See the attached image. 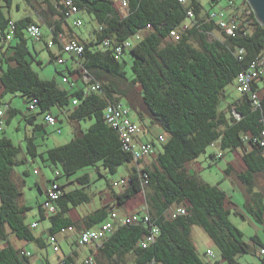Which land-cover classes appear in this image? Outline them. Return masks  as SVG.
Here are the masks:
<instances>
[{
	"label": "trees",
	"instance_id": "obj_1",
	"mask_svg": "<svg viewBox=\"0 0 264 264\" xmlns=\"http://www.w3.org/2000/svg\"><path fill=\"white\" fill-rule=\"evenodd\" d=\"M45 1L59 17L53 24H44L53 26V31L58 34L60 24L69 18L66 0ZM74 1L80 11H88L97 22L95 39L82 40L84 53L74 58L82 61L84 67L102 82V91L87 90V82L77 65L75 70L67 64L66 70L59 71L66 87L59 86L55 79L41 78L33 68L34 58H30L29 26L35 19L30 15L14 19L11 14L14 0H0V104L4 105L5 94L19 93L27 97L25 118L28 122L36 118V110L47 113L54 106L65 110L72 121L93 120L88 128L76 131L69 142L43 153L38 152V139L26 134L28 156L34 159L40 155L55 173L60 170V174L66 175L90 166L99 168V164L116 172L120 165L134 162L132 152L124 149L119 133L105 119L109 103L123 97L139 108L141 117L146 115L151 124L160 125L166 139L159 141L160 134L153 137L156 149L150 162L145 164V158L139 161L145 166L147 183L133 165L129 174L131 181L126 187L117 189L112 183L108 184L114 203L95 209L83 221L75 220L70 213L73 207L92 200V195L85 190L91 183L89 173L77 177L81 184L79 188L64 190L61 184L63 193L58 200V211L47 215L40 205L41 219L50 221V234L99 225L108 219L113 208L129 204L143 192L151 222L159 227L156 241L148 247L140 243L148 232V224L118 226L95 254V264H104L101 257L107 259V264H213L210 259L200 256L194 243V226L204 229L227 264H242L237 258L241 254H259L258 246L264 245L257 236L247 240L245 233L230 219L233 201L226 191L188 169V163L206 153L216 141H220L222 150L237 153L239 166L243 168L229 161L226 172L236 171L251 195L252 203L244 205L246 212L264 226V193L257 189V175L264 173V147L258 141L264 129V121H261L264 118V85L256 84L260 106L254 105L249 94L237 91V97L227 106H221L227 87L232 83L236 86L238 73L258 59L264 49V25L248 1L229 0V3H239L236 9L247 6L252 12L248 19L242 18L234 36L220 31L217 38L209 35V31L217 30L218 25L215 21H207L208 11L203 12L201 0H187V4L180 0H129L130 12L126 16L112 0ZM214 1L219 3L221 0ZM189 8L195 13L196 23L184 29L182 25L188 19ZM12 20L16 29L13 38L7 39ZM148 24L152 28L147 29ZM173 29H180L178 41L168 39ZM137 33H142L143 37L128 49L132 55L130 79L122 58H116L114 49L104 47L102 42L109 39L115 46ZM96 43H101L103 48L93 49ZM46 44L48 46V42ZM72 74L78 80L74 81ZM64 77L69 82H64ZM122 80L131 83L124 86ZM79 82L81 85L75 86ZM136 85L141 90L143 108L136 99L133 89ZM34 97L39 103L35 110H30L28 105ZM75 99L77 104L73 103ZM8 105L7 123L20 112L11 106V101ZM38 126L36 130L43 128V124ZM21 152V146L10 137H0V239L6 242L0 249V264H31L24 249L9 241L7 228L20 239L34 240L45 246L33 232L31 223L26 222L31 207L22 203L23 190L14 177L15 165L27 161L19 158ZM180 205L187 207L188 214L171 217L170 210Z\"/></svg>",
	"mask_w": 264,
	"mask_h": 264
},
{
	"label": "rangeland",
	"instance_id": "obj_2",
	"mask_svg": "<svg viewBox=\"0 0 264 264\" xmlns=\"http://www.w3.org/2000/svg\"><path fill=\"white\" fill-rule=\"evenodd\" d=\"M242 2V0H236ZM203 4V12H206L211 9L216 4L214 0H201ZM229 0H221L217 5L219 7H228ZM19 4L20 6H17ZM230 7V6H229ZM12 17L14 19H19L25 16H32L34 19L37 17H41L42 20L40 23L42 24L43 30V38H49L48 35V27L45 26L44 22L51 23L56 19V14L49 9V5L45 0H33L32 4H30L27 0H14V4L12 5ZM39 15V16H38ZM75 19H81L83 21L81 26L75 25ZM68 23L73 27V31L76 35L84 38V41L90 42V40L95 39L94 30L97 27V22L93 18V15L86 10H81L74 16H70L68 18ZM49 33V34H48ZM141 37H143L141 33ZM40 39L37 41H33L30 37V48L32 54L30 58H35L33 61V68L39 73L40 77L43 79H55L59 86L66 87L67 84L62 82V76L59 73L60 70H63L65 64H59L56 59L52 58V54L46 46L45 39ZM130 39L136 44L139 40H136L135 37H130ZM93 49H101L103 48L101 43H96L92 47ZM53 52H60L59 46L57 44L52 48ZM37 60H40L39 63ZM123 68L127 71L128 77L132 78V55L130 50L122 57ZM75 77V74H72ZM124 86L129 85L130 81L122 80ZM131 83V82H130ZM134 91L136 94V99H138L140 106L143 108L144 104L141 100L139 91L140 88L138 85L134 86ZM230 91L231 94H237L235 89V83L229 85L226 89ZM2 94V87L0 82V95ZM122 100L129 106L131 118L136 120L137 123L144 129L145 126L149 125L146 119V115L141 117L139 108L133 107L130 105L128 99L123 97ZM12 101V106L18 108L20 112L16 113L14 117L11 119L9 123L4 121L3 129H0V137L8 136L10 137L15 144L22 145V154L20 155L23 158L26 157V134L28 135H36L38 139V152L43 153L47 149L55 146H59L69 142L74 137V129L75 125L68 118V116L64 113L65 110L58 106H54L51 108V112L57 115V124L51 125L46 124L43 128L37 129L36 131L32 129L33 125L30 124L25 115L28 113L27 109V97L22 96L19 93H8L3 96V103L6 105ZM139 106V107H140ZM36 115L38 116V120L41 122L44 121L43 112L39 110L36 111ZM45 122V121H44ZM93 123V120H83L82 125L83 128H88ZM152 132L148 130L146 133L148 134V138L155 137L160 132H162V127L158 124H152ZM19 127V128H18ZM163 134H165L163 132ZM145 136V133L143 134ZM146 137V136H145ZM158 141V140H157ZM213 150H217L216 143L212 144L208 147L207 152L197 157L198 164L193 166L192 162L188 163V169L191 171L195 170L201 178H203L206 182L211 184H220L230 195H233V199L235 202L240 203L239 199L243 198V192H239L237 183L243 184L240 179L237 177L236 173L228 174L226 172V168L228 167V162L232 160L230 153L227 152L224 157H216L213 158L209 155V152ZM233 154V153H232ZM237 154V153H236ZM28 160L23 163H18L14 167V177L17 181L19 187L23 190L22 194V203L30 206L31 208L27 212L26 222L31 223L33 221H38V226L33 229V232L36 235L43 236L46 245L42 246L37 241H28L25 239L18 238L10 228H7V234L9 241L18 248L29 249L33 254L32 259L36 258V256L41 254H49L51 257H55L62 251V247L67 250L65 242L62 243V247L60 251H55L54 246L50 241V234L48 232V226L50 225L49 219H41L40 216V205L46 198V193L42 190V188H46L48 181L47 179H52L55 177V170L48 165L47 161H43L42 157L39 155L34 159L31 156H28ZM150 156L145 157V164L150 162ZM237 162V160H236ZM134 165V162H126L120 165L116 172H111L106 169L104 166L99 164V168L90 166L78 171H75L69 175L60 174L57 177V180L62 183L63 189H76L81 186L77 177L83 175L84 173H89L91 176V183L88 186H85V190L92 195V202L88 204L84 203V205H88V207H95V203H97L100 199L98 193L102 191H108L109 183H112L119 180L122 176L128 173V168ZM195 168V169H194ZM38 169L39 173H34V170ZM59 170V169H58ZM28 171V174L25 173ZM60 171V170H59ZM61 172V171H60ZM264 178L258 180V186L261 187L263 184ZM78 182V183H77ZM42 187V188H41ZM236 187V191H232V188ZM245 191L247 192L246 188ZM95 193V195H94ZM101 196H103L101 194ZM244 200V199H243ZM243 200H241L242 205L240 206V210L246 212L245 206L243 205ZM239 201V202H238ZM113 203V201H111ZM146 203L145 196L141 193L135 200L132 201V204H135V211L128 212L129 214H139L141 211V207H143ZM1 204V198H0ZM241 204V203H240ZM232 214L230 215V219L234 224H236L244 233L245 238L248 240L250 236H253L257 232L264 238V231L262 230V226L252 220H245L241 217L239 211H237V207L231 206ZM125 214V215H129ZM95 227V226H93ZM92 227V228H93ZM82 230V229H81ZM81 230L77 228L68 229V234L71 232H80ZM44 232V233H43ZM65 230L58 233L59 237H62L65 234ZM194 243L198 249L200 256L204 259H209L206 255V250L211 248L216 255L221 256L220 249L214 243V241L209 237V235L204 231V229L200 226H194L193 229ZM84 248H81L80 253L85 255L88 251V245H83ZM238 260L242 262V264H261V258L257 254H241L237 256ZM101 260L104 264H107L108 261L104 257H101ZM130 261V258H129Z\"/></svg>",
	"mask_w": 264,
	"mask_h": 264
},
{
	"label": "built area",
	"instance_id": "obj_3",
	"mask_svg": "<svg viewBox=\"0 0 264 264\" xmlns=\"http://www.w3.org/2000/svg\"><path fill=\"white\" fill-rule=\"evenodd\" d=\"M113 3L117 6V8L121 11L123 16H126L130 12L129 0H112ZM181 3L187 4V0H180ZM232 3V2H230ZM229 3V4H230ZM65 5L69 10V16H74L80 12L79 6L76 4L74 0H66ZM232 5V6H231ZM228 5V7H219L215 6L208 10L207 21H215L218 25L217 30L209 31L210 37L217 38L221 32H225L228 35H235L238 30L241 22L244 19H248L249 15H251L252 10L247 9L246 7H241L236 9V5L233 3ZM188 19L182 25V28L186 29L191 24L194 25L196 23L195 13L192 9H188ZM39 16V15H38ZM244 18V19H242ZM42 18L39 16L35 19V22L29 26V35L35 40H40L43 37L42 24L40 21ZM75 25L81 26L83 21L81 19H75ZM10 34L7 35V39L13 38V33L16 29V24L12 20L10 22ZM50 28V35L47 40L48 47L51 48L53 45H61L63 52L65 55H60L57 58L59 64L67 65L70 58L80 57L85 50V43L80 38L69 35L66 36L63 33L55 34L53 31L54 27ZM152 28L151 24L147 25V29ZM180 29L171 30L168 39L178 41L180 39ZM133 37L136 40H140L141 33L135 34ZM104 47H112L114 49V54L116 58L120 59L124 55V52L129 48H132L135 43L129 38L128 40L119 43L115 46L111 45L112 42L109 39H105L102 42ZM68 56V57H67ZM77 68L79 67L82 70V77L87 82V90L88 91H102L103 84L101 81L97 79V77L92 74L87 68L84 67L83 62L80 60H76ZM64 82H69L67 77L63 78ZM256 84L264 85V49L261 56L254 60L248 68L240 71L236 77V86L235 89L239 94H249L253 100L255 106H260V98L259 93L256 89ZM255 87V88H254ZM39 103L38 98H33L29 103L30 110H35ZM74 104H77L78 101L75 99L73 101ZM8 104H0V129L4 126V121H6V114ZM238 116L240 114L237 113ZM105 119L107 123L112 126L118 133L123 143L124 149L132 152L134 156V165L137 167V173L140 175L144 183H147V174L145 173V166L143 163L139 161L144 159L147 156H151L156 149L155 144L152 140L142 141L140 139L141 135L144 132V129L137 123L136 120L131 118L130 108L123 101L110 102L109 105L105 109ZM44 121L51 125L57 124V117L51 113L47 112L44 116ZM264 121V118L261 119ZM166 139L165 134H160L158 140L164 142ZM258 141L261 146L264 147V129L262 130ZM38 170L35 169L34 173L38 174ZM60 175V172L57 171L55 173V177L48 180V186L45 190L46 198L42 202V208L44 209L47 215L54 214L58 211V200L62 196L63 190L61 183L57 180V177ZM131 181L130 175L120 178L119 180L113 182L112 186L117 189H122L126 187ZM143 193V192H142ZM144 194V193H143ZM145 196V195H144ZM171 217H176L179 214H188L187 207L185 205L177 206L173 208L169 212ZM148 224L149 229L148 232L144 235L141 240V245L143 247H148L150 244L156 241V238L159 234V227L151 222V215L148 208L147 203L142 208L141 213L139 214H129V215H120L119 211L111 210L109 217L107 220L100 223L97 227H84L78 234L77 238V246L82 247L83 245H88L95 249V252L90 254L84 260L83 264H95V254L98 253L99 248L103 245L104 240L114 232L116 227L118 226H130L132 224ZM38 221H34L31 223L32 228L38 226ZM73 229V228H69ZM50 241L54 246L55 251L61 250V245L59 239L56 234L50 235ZM6 242L0 239V249L5 246ZM258 252L264 264V246H258ZM206 255L213 262V264H227L221 258L217 257L214 251L211 248L206 250ZM27 256L31 255L30 251H25ZM64 262V261H63ZM157 264V263H156Z\"/></svg>",
	"mask_w": 264,
	"mask_h": 264
},
{
	"label": "crops",
	"instance_id": "obj_4",
	"mask_svg": "<svg viewBox=\"0 0 264 264\" xmlns=\"http://www.w3.org/2000/svg\"><path fill=\"white\" fill-rule=\"evenodd\" d=\"M239 2V1H238ZM220 3V2H219ZM219 3H216L214 6H217ZM229 3V2H228ZM233 3V2H232ZM232 3H230L229 4V6L232 4ZM240 3V2H239ZM239 3H234L236 6H238L237 4H239ZM212 6H213V4H212ZM56 16V19L53 21V22H51L52 24L58 19V17L59 16H57V15H55ZM45 26L46 27H48V25L47 24H45ZM48 32L50 33V28L48 27ZM59 32L60 33H63L64 35H66V36H69V35H73V36H76V37H78V38H81V40H83L84 38H82V37H80V36H78V35H76L75 33H74V31H73V27L68 23V18H67V21L65 22V23H63V24H60V30H59ZM48 33V34H49ZM49 36V35H48ZM43 38V37H42ZM43 39H45V43H47V40H48V38H43ZM46 46H47V44H46ZM59 46V49H60V52H57V53H55V52H53V50H52V48L54 47V45L51 47V48H49L48 46H47V48L49 49V51L51 52V54H52V58L53 57H55V58H53V59H56L57 60V58H58V56H60V55H65L66 56V54L63 52V50H62V46L59 44L58 45ZM68 57V56H67ZM35 59V58H34ZM37 61H40V60H37ZM67 67H69L70 69H73V70H75L76 69V60H75V58H70V60H69V62H68V66ZM64 70H66V67H64ZM72 79L74 80V81H76V80H78L77 79V76H75V77H73L72 76ZM81 85V82H79L78 84H75V86H80ZM264 91V90H263ZM235 97H237V94H231V92L230 91H227V93H226V97L224 98V100H223V102H222V104H221V106L222 107H224V106H227V104L229 103V102H231L232 100H233V98H235ZM11 106H12V101H11ZM12 107H14V106H12ZM37 111V110H36ZM35 111V112H36ZM45 114L46 113H43V115L45 116ZM54 114V113H53ZM146 119H147V122L149 123V125L147 126H145V130H146V132L148 131V130H150V133L152 132V124H151V121H150V118L148 117V116H146ZM72 121V120H71ZM82 121L83 120H81V121H72L73 122V124L75 125L74 127H75V129H74V134H75V132L76 131H78V130H80V129H85V128H83V125H82ZM30 124H32L33 125V127H32V129L33 130H35L36 131V128L35 127H39L38 125H40V124H43V127H44V125H46V124H48V123H46V122H44L43 120L40 122L39 120H38V116H36V118H34V119H32V122H29ZM19 128V127H18ZM38 129H40V128H38ZM145 132V136H143V134L141 135V140L142 141H147V140H152L153 139V137L152 138H148V134ZM163 133V131L162 132H160L159 134H162ZM158 134V135H159ZM35 138L37 139V137H36V135H35ZM216 143V146H217V150H213L212 152H209V155H211L213 158H216V157H224L225 156V154H227V152H228V150H222L221 149V147H220V141H216L215 142ZM215 143H213V144H215ZM21 146V148H22V145H20ZM23 149V148H22ZM22 152H23V150H22ZM22 152H21V154H22ZM25 155H26V157H25V159H29L28 158V154H27V152H26V150H25ZM230 153V156L232 157V160H230V161H232V162H234V164L236 165V166H238V167H240V168H243V166H239V158L237 157V155L236 154H232V152H229ZM20 154V155H21ZM19 158H23V156L21 157H19ZM236 160H237V162H236ZM194 165L193 166H196L197 164H198V161H197V159H195V160H193V161H191ZM228 166H229V162H228ZM133 168V165L130 167V168H128L129 170H128V173L127 174H125L124 176H122V177H125V176H128L129 174H130V172H131V169ZM195 169V168H194ZM227 169V168H226ZM190 171V170H189ZM195 170H191V173H196V172H194ZM236 171H234V172H232V173H235ZM237 175V174H236ZM121 177V178H122ZM238 177V176H237ZM90 178H91V176H90ZM259 178L262 180L263 178H264V173H258V175H257V182H258V180H259ZM50 179V178H49ZM49 179H47V181L49 180ZM78 183V182H77ZM62 184V183H61ZM259 184V183H258ZM47 186H48V184H47ZM219 186L224 190V191H226L220 184H219ZM237 186H238V191L239 192H243L242 194H243V198H240L239 199V201H240V203H239V205H238V203L237 202H235L234 201V199H233V195H230L227 191H226V193H227V195L229 196V198H230V200L231 201H233V205L232 206H236L237 207V211H239V213H240V215H241V217L243 218V219H245V220H252L253 218L248 214V212H243L242 211V209L240 210V206L242 205V202H241V200H243L244 202H243V205H245V203H247V205H248V203H252V200H251V195H250V193L247 191H245V185L244 184H241V183H239V181H238V183H237ZM76 187H80V186H76ZM42 188V187H41ZM47 188V187H46ZM46 188H42V190L45 192V190H46ZM236 189V187H233L232 188V191H236L235 190ZM257 189H259V190H261V191H263V193H264V180H263V184H262V186L261 187H257ZM68 190H71V189H68ZM247 190V189H246ZM46 193V192H45ZM101 194L103 195V196H101ZM94 195H95V193H94ZM98 196H99V201L97 202V203H95V207L94 208H92V207H88V205L86 204V205H84V204H82V205H79V206H77V207H73L72 208V210H71V213H70V215L72 216V218H74L75 220H80V221H83V219H84V217L86 216V215H88L90 212H92V211H94L95 209H97V208H99V207H101V206H103V205H105V204H107V203H111V201H113L111 198H110V195H109V192L108 191H102L101 193L99 192L98 193ZM45 200V199H44ZM133 201V200H132ZM132 201H130L129 202V204H127V205H125V206H123V207H115V208H113L114 210H117V211H119V213H120V215L122 216V215H125V214H129L128 212H133V211H135L134 210V208H136L135 206V204H132ZM238 201V202H239ZM92 202V200L89 202V203H91ZM88 203V204H89ZM114 203V202H113ZM142 208L143 207H141V211H142ZM140 211V212H141ZM254 220V219H253ZM255 221V220H254ZM34 222V221H33ZM256 222V221H255ZM32 223V222H31ZM257 223V222H256ZM258 224H260V223H258ZM84 225V224H83ZM261 225V224H260ZM98 225H96L95 227H97ZM262 227V230L264 231V226L263 225H261ZM49 228H50V225L48 226V232H49ZM68 229H65V234L62 236V237H59L58 236V233L56 234L57 235V237H58V239H59V242H60V245H61V247H62V243L63 242H65V244H66V247H67V250L65 249V248H63L62 247V251L60 252V253H58V255L56 256V258L55 257H51L49 254H41V255H38V256H36V258H34V259H32V256H33V254L31 253V255H30V258H29V260H30V262H31V264H66V263H69V264H83V262H84V260L86 259V257H88L90 254H92L93 252H95V249L94 248H92V247H88V252L85 254V255H83V257H82V254L80 253V250H81V248H84L85 246H82V247H79V246H77V238H78V234H79V232L77 233V232H71V233H69L68 234V231H67ZM64 231V230H63ZM44 233V232H43ZM49 234H50V232H49ZM51 235V234H50ZM37 237H40L41 239H42V243H44L45 245H46V242H45V240H44V238H43V236H42V234L41 235H36ZM253 236H257V238L259 239V241H261V244H263L264 245V238L259 234V232H257L256 234H254ZM253 236H250L249 238H251V237H253ZM249 240V239H248ZM20 249H22V248H20ZM24 251H29V249H24ZM31 252V251H30ZM257 253V252H256ZM258 254V253H257ZM217 257H219V258H221V256L220 255H216ZM258 256H259V254H258ZM64 261V262H63ZM261 264H262V261H261Z\"/></svg>",
	"mask_w": 264,
	"mask_h": 264
},
{
	"label": "water",
	"instance_id": "obj_5",
	"mask_svg": "<svg viewBox=\"0 0 264 264\" xmlns=\"http://www.w3.org/2000/svg\"><path fill=\"white\" fill-rule=\"evenodd\" d=\"M257 19L264 25V0H247Z\"/></svg>",
	"mask_w": 264,
	"mask_h": 264
}]
</instances>
